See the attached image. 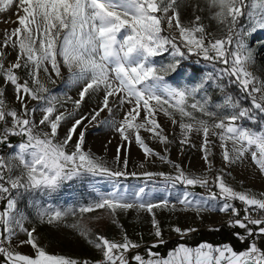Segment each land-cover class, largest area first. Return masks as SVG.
Listing matches in <instances>:
<instances>
[{
  "label": "snow or ice",
  "instance_id": "6c2138e0",
  "mask_svg": "<svg viewBox=\"0 0 264 264\" xmlns=\"http://www.w3.org/2000/svg\"><path fill=\"white\" fill-rule=\"evenodd\" d=\"M205 2L209 10L215 9L212 18L224 26L226 35L209 38L210 34L199 23V15L195 16L190 25L183 24L178 0H18L17 6L23 15L18 14L19 26L11 33L5 32L4 39V47L11 44L13 48H18L16 62L5 67L4 54L0 51V76L14 86L16 98L23 109L22 114H18L15 109L5 111L4 93L0 91V122L5 123V127L0 129V143L13 149L8 160L0 156V202H6L0 209V256L5 258V264H80L77 259L47 253L38 246L35 229L28 231L24 228L26 216L18 204L29 194L33 197L37 193L51 196L65 184L74 181H87L94 190V178L113 182L110 192L97 193L98 199L78 209L69 207L67 210H53L50 205L33 200L32 206L37 207L40 218L43 220L46 217L48 223L75 215L77 210L84 214L106 208L115 213L117 209L138 207L152 213L154 208L160 207V203L143 200L146 195L144 187L132 193L131 202L128 200L127 194L115 183L128 173L123 170L113 171L99 158L85 151V131L78 133L73 150H67L77 135V129L84 120L89 119L87 116L76 119L64 139L57 142L62 121L74 113L54 115L57 111V97L49 93L40 74L43 73L51 80L50 66L59 77L61 61L69 71L71 83L84 82L79 91V99L73 101L76 109H79L90 92L103 88L102 106L99 110H93L89 123L96 121L100 112L106 108L109 113L112 112L109 97H118L120 106L125 103L131 105L117 131L127 141L129 136L125 133L135 130V142L146 155L154 153L145 144L139 130L152 132L161 142H166L162 130L157 131L161 126L155 119V114L163 111L172 118L173 124L177 123L174 117L179 115V127L185 136L181 143L187 141L192 131L202 132V151L205 152L206 163H210L207 146L211 143L209 136L212 135L221 142L225 163H234L250 153L252 161L264 173V121L260 120L264 116V81L258 80L248 70L255 61L249 38L264 31V0ZM13 3L14 0H0V12ZM173 28L178 35L171 31ZM13 37L16 39L13 40ZM257 43L264 48V41ZM164 54L168 56L167 62L157 63L155 58ZM192 56L197 57L196 65L202 59L213 71L197 79L190 66L182 67V62ZM218 64L222 67H217ZM21 68L27 70L34 86L30 87L28 80L21 82L15 71ZM173 74L176 80L169 82L166 77ZM225 80L227 85L238 86L250 106L242 105L241 98L231 94H225L221 102L211 104L205 86L211 81L213 87L225 92L226 84L219 83ZM51 82L55 83L54 80ZM29 98L45 105L40 109L43 116L39 124L47 125L49 132L36 130L37 124L32 117L37 109L28 108L26 101ZM141 111L144 113L143 121L134 123ZM8 117H11L10 127L7 126ZM244 121L258 124L259 127L245 126ZM9 136H21L24 139L18 144H12ZM229 142L231 149L227 147ZM116 160L120 161L119 147ZM12 161L19 162L21 171L18 175L13 174L16 165ZM123 163L126 168L127 157ZM176 167L179 169L178 165ZM131 175L137 174L133 172ZM142 175L146 178L163 176L173 185H209L207 177L189 176L183 170H179L175 177L153 172H144ZM213 183L219 190V196L216 192H210L208 197L196 200L192 193L186 191L179 202L201 211L208 206L215 208V204L210 205L211 201H220V212L231 211L233 216L239 217L240 210L232 203L238 200L245 205V215L242 219L231 221L230 226L245 229L246 235L236 233L237 239L243 243L247 237L264 235V199L235 191L220 174ZM162 203L166 206L169 201L163 200ZM252 211L258 212L261 218L254 219L250 214ZM152 224L155 236L160 238L162 232L158 222L153 219ZM249 224L256 226L257 231L249 228ZM72 227L77 228L81 235L88 236L85 227L77 224ZM17 228L26 232L28 239L20 243L31 245L35 250L34 256L14 252L4 246L5 241H11ZM174 231L186 234L192 229L181 230L176 227ZM159 242L163 243V240ZM89 243L102 251L103 260L98 264H129L126 253L139 247L127 235L123 237V242H115L97 234L95 240L89 239ZM147 256L145 258L136 254L132 259L135 264H264V250L258 247L255 240L240 251L234 250L228 243L213 245L201 242L196 246L180 243L168 252L166 258L160 257L151 248Z\"/></svg>",
  "mask_w": 264,
  "mask_h": 264
},
{
  "label": "rangeland",
  "instance_id": "374dc122",
  "mask_svg": "<svg viewBox=\"0 0 264 264\" xmlns=\"http://www.w3.org/2000/svg\"><path fill=\"white\" fill-rule=\"evenodd\" d=\"M17 4L18 0H14L13 5L5 6L6 10L0 12V51L4 54L3 62L5 67L15 63L17 59L18 48H13L11 44L4 47L5 32L11 33L12 30L18 27V14L23 15ZM178 10L180 19L185 25H190L195 16L199 15L201 17L199 23L204 25L206 32L210 34L209 38H220L226 35L224 26L218 24L212 18V13L215 9L209 10L205 0H178ZM164 28L165 34H167L166 23ZM171 31L176 33L175 28ZM176 34L178 35V33ZM15 39L16 37H13V40ZM257 41H264V31H259L249 38L248 42L253 49L255 61L249 66L248 70L258 80L264 81V48ZM167 60V54L155 58L157 63L167 62ZM196 60L193 62L191 60L183 61L182 67L193 66L191 68L197 79L202 78L205 73L213 71L207 62L202 60L199 65H196ZM217 67L222 66L217 65ZM15 71L21 82L28 80L30 87L34 86L28 77L26 69L21 68ZM49 72L51 73V80H54L55 83H52L43 73L40 74V79L49 89V93L57 97V111L54 115L74 113V115H69L66 120L62 121L58 129L57 142H60L64 139L67 130L76 119L81 116H87L90 119L93 110L100 109L104 92L103 88L99 91L90 92L79 109H76L73 101L79 99V91L83 87L84 82L71 83L69 81V71L62 61L60 63L61 74L59 77L52 72L50 66ZM166 79L169 82H175L176 76L175 74L169 75ZM221 82L219 81V83ZM205 87L212 105L221 102L224 95L228 94L213 87L211 81ZM0 91L4 93L5 111L15 109L18 114H22L23 109L16 98L14 86L6 83L3 76H0ZM26 103L29 109H37L32 117L37 124L36 130L49 132L50 129L47 125L39 124L43 116V112L40 109L45 105L30 98L27 99ZM109 107L112 108V112L109 113L107 108L104 109V111L100 112L96 121L89 123V119L84 120L83 124L77 129V135L73 137V141L68 145L67 150L69 152L73 150L74 143L78 139V133L85 131V151H89L94 157L99 158L113 171L123 170L128 173L127 176L121 177L119 181L115 182L120 190L127 194L128 200L131 202L133 200L132 193L138 188L144 187L146 195L143 200L145 202L160 203V207L154 208L152 213L147 210H141L138 207L127 210L117 209L115 213L106 208L96 209L84 214L79 213L77 210L75 215H68L60 221L48 223L46 217L43 220L40 218L37 207L32 206L33 200L44 205H50L53 210L56 208L67 210L69 207L78 209L80 206L87 205L98 199L97 193L107 194L110 192L113 188V182L103 178H94L92 181L95 184L94 190L87 181H74L65 184L51 196H41L37 193L33 197L29 194L20 200L18 208L26 216L24 228L28 231L35 229L34 236L39 247L52 255H62L77 259L80 264H84L86 260L96 262V260L103 259L102 251L97 249L94 244L89 243V239L95 240L97 234L115 242H123V237L127 235L129 240L139 245V247L130 249L126 253L129 264H135L132 257L136 254L148 258L149 248L153 252L158 253L160 257L166 258L168 252L180 243L187 246H196L201 242H208L213 245L228 243L234 250L240 251L246 249L248 244L255 240L258 247L264 250V235L247 237L243 243L237 239L236 233L246 235V231L239 227L230 226L228 219L232 212H220L218 208L222 202L211 201L210 205L215 204V208L208 206L201 211H197L194 206L187 207L179 202L186 191L192 193L196 200L208 197L210 192H216L219 196V190L213 183L218 174L222 175L226 184L235 191L250 193L259 199H264V173H261L258 166L252 161L250 153H246L243 159L236 160L234 163H225L223 149L220 146L221 142L216 136L210 135L209 140L211 143L207 146L210 152V155H208L210 163H206L204 159L205 152L202 151V132L192 131L188 134L187 141L181 143L182 140H185V136L179 127V115L174 117L177 123L173 124L172 118L165 115L163 111H159L155 114V119L161 126L157 131L162 130L161 134L167 140L166 142H161L160 138L154 133L140 129V136L154 153L146 155L143 149L135 142V130H129L125 133L129 136L127 141L117 131L131 105L125 103L120 106L118 97H109ZM212 110L215 109L213 108ZM143 117L144 113L141 111L140 117L134 123L142 122ZM260 120L264 121L263 116L260 117ZM103 121H111L112 123L105 124ZM243 123L248 127H259L258 124ZM7 126H11V117L7 118ZM4 127L5 123L0 122V129ZM23 139L21 136H9V142L12 144H18ZM118 147L120 148L119 162L116 160ZM227 147L231 149L232 145L230 142L227 143ZM12 153V148L0 143V156L8 160ZM125 157H127L126 168L123 163ZM160 157H165V159ZM12 163L16 165L13 169V174L18 175L21 171L19 162L12 161ZM177 165L179 169L176 167ZM179 170H183L189 176L207 177L209 185L207 187L199 185L186 186L181 183L173 185L170 181H166L163 176L157 175L152 178H146L142 175L144 172H153L175 177ZM133 172L137 175L132 176L131 173ZM5 175L7 176V173ZM163 200H168L169 203L165 206L162 203ZM4 203L6 202H0V209L3 208ZM232 203L237 209L245 207L238 200L232 201ZM153 219L158 222L162 232L160 238L155 236V228L152 224ZM74 224L85 227L88 230V236L81 235L77 228L72 227ZM176 227L181 230L192 229V231L181 234L174 231ZM248 227L253 229L254 232L257 231V227L254 225L249 224ZM27 239L26 232L17 228L11 241H5L4 246L14 252L34 256L35 250L31 245L20 243ZM160 240H163V243H160ZM154 244L158 246L152 247ZM0 264H5L3 256H0Z\"/></svg>",
  "mask_w": 264,
  "mask_h": 264
},
{
  "label": "trees",
  "instance_id": "16d2710c",
  "mask_svg": "<svg viewBox=\"0 0 264 264\" xmlns=\"http://www.w3.org/2000/svg\"><path fill=\"white\" fill-rule=\"evenodd\" d=\"M243 22V21H242ZM196 58L197 57H195V56H192L189 60H191L192 62L194 61V60H196ZM200 61H202V59L200 60ZM189 65H191V63H189ZM219 65V64H218ZM220 66H222V65H220ZM191 67H193V66H191ZM194 69H195V67H194ZM196 70H197V68H196ZM221 83H225L226 84V90H225V92H223V93H228V94H231V95H233L234 97H237V98H241V103H242V105H244V106H250V102L247 100V99H244L243 97H244V93H241V92H239V90H238V86L237 85H235V84H233V85H227V82H226V80L225 81H222ZM263 118H264V116H263ZM245 123H247L248 121H244ZM243 207L241 208V209H239L240 211H239V214L241 213H243ZM219 235V234H218ZM220 236V235H219ZM232 244V243H231Z\"/></svg>",
  "mask_w": 264,
  "mask_h": 264
},
{
  "label": "built area",
  "instance_id": "2783aa9c",
  "mask_svg": "<svg viewBox=\"0 0 264 264\" xmlns=\"http://www.w3.org/2000/svg\"><path fill=\"white\" fill-rule=\"evenodd\" d=\"M245 208V207H244ZM251 215H252V217L255 219V218H261L260 217V214L258 213V212H256V211H252L251 213H250ZM244 215H245V212H244V209H243V213L242 214H239V217H236V216H233V214L232 215H230L229 216V222H231V221H234L235 219H242L243 217H244ZM103 259H100V260H96V262H94V261H92V260H86L87 262H88V264H98V262L99 261H102Z\"/></svg>",
  "mask_w": 264,
  "mask_h": 264
}]
</instances>
